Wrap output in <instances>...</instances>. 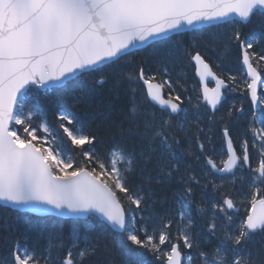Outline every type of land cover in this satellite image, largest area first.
I'll use <instances>...</instances> for the list:
<instances>
[{"label": "snow or ice", "instance_id": "obj_1", "mask_svg": "<svg viewBox=\"0 0 264 264\" xmlns=\"http://www.w3.org/2000/svg\"><path fill=\"white\" fill-rule=\"evenodd\" d=\"M253 21L255 30L245 35L239 25ZM225 25L230 31H221ZM189 31L194 35L185 43L182 37ZM221 40L225 55L233 45L239 49L251 78V103L264 105L257 91L258 84L264 85L257 68L264 70V0H0V202L67 221L42 227L48 243L40 252L14 240L0 254V264H86L107 253L116 235L123 237L121 247L130 242L159 264H264V188L255 187L264 184V128L252 129L253 147L257 138L261 142L258 165L252 167L248 141L238 154L227 124L222 130L226 148L220 153L206 147L212 138L201 127L205 117L210 125L215 122L222 89L234 90L216 77L199 50L207 41ZM134 49L152 55L163 51L173 65L187 57L202 82L215 79V88L203 87L204 104L198 97L192 105L195 119L185 106L192 98L173 95L168 79L153 83L157 73L149 75L143 63L131 61ZM122 65L134 70L126 72ZM158 72L166 77L167 66ZM81 77L91 83L74 100L87 104L110 85L115 100L126 97L124 116L86 131L71 114L59 111L64 137L58 138L43 115L39 94L63 90ZM229 79L234 83L236 77ZM138 83L146 86L141 98ZM232 115L229 108L227 116ZM38 117L41 122L33 126ZM259 122L264 125V118ZM193 125L196 132L189 136ZM101 132L116 141L107 158L96 147ZM64 139L80 149L81 160L66 154ZM244 169L255 191L250 201H238L250 207L236 222L229 210L238 211L237 203L225 185H234L237 170ZM134 178L138 182L130 183ZM257 234L260 241L253 239Z\"/></svg>", "mask_w": 264, "mask_h": 264}, {"label": "trees", "instance_id": "obj_2", "mask_svg": "<svg viewBox=\"0 0 264 264\" xmlns=\"http://www.w3.org/2000/svg\"><path fill=\"white\" fill-rule=\"evenodd\" d=\"M256 21H253L252 24L248 25H239L242 32L245 35H251L256 28ZM231 26L225 25L221 31L228 32L230 31ZM215 31V30H213ZM193 33L189 31L185 36L182 37L185 43H188L193 38ZM200 36L199 33L195 34ZM224 41L212 42L207 41L206 44H202L199 49L201 53L211 61V57H218L224 55ZM257 52H260V48L257 47ZM146 58V59H145ZM133 64L143 63L146 70L149 71V75L152 73H157L156 79L163 82L164 79H168L172 84V94L175 95L177 92L182 95V97H189L191 93H194L199 97L198 92V81L195 79L194 67L192 62L188 60L187 57L183 59L179 64L173 65L167 61L166 55L163 51L152 55L148 50H135L130 57ZM226 59L229 63L226 64ZM225 62L222 63L220 60L213 63L214 68L230 83L233 84L234 91L229 93L227 100L222 104L221 108L216 112L215 122L211 125L209 124L208 119L205 117L201 121V127L204 129V133H207L211 136L212 142L215 143L214 148L216 153H220L224 149V140L222 137V129L225 124L230 128L231 135L240 150V140H247L253 165L258 163L260 159L259 152L261 149V142L257 138L255 147H253V132L252 129H261L264 128L259 121L261 118H264V105L259 111H254L252 104L249 100L247 82H242L241 76V67L240 64V51L233 45L232 51L230 54L225 56ZM235 66L232 68L233 74L229 71L222 69L221 65ZM167 66L168 74L163 76L158 72V69ZM123 70L126 72H131L134 69L126 65H122ZM260 68L263 77L264 70L262 66H257ZM104 71H108L104 69ZM232 74V76H231ZM236 77L235 82L233 83L229 77ZM91 80L89 78L81 77L76 81H69L65 89L53 91L48 94L40 93V105L44 117L47 119V123L51 129L58 135L59 138L64 137L63 130L59 128L60 121L57 120V113L59 111H65L71 114L78 124H82L86 131L92 130L95 131L98 126L106 123L107 120H119L124 116L125 109L127 107L126 97H123L121 100H115L110 92V85H105L96 92L95 95L90 97L87 104H82L73 99L74 96H79L81 89L86 88L90 85ZM135 87L139 90L138 95L142 96L144 93L142 83H138ZM166 92L169 93L170 89L168 85H165ZM261 94L264 95V88L261 90ZM195 97V96H194ZM141 98V97H140ZM192 105H195L194 102L191 103V106H188L187 99H185V106L189 107L192 110V119H195V114H193ZM234 106V107H233ZM147 107L152 109V105L148 104ZM229 108L233 109V115L231 118L227 116ZM243 109V111H240ZM156 111L157 115H160V110L158 108L153 109ZM256 116V121H253V115ZM224 117V119H220ZM38 124L41 122L40 118H36ZM175 123V121H174ZM209 127H211V134L208 132ZM196 132L195 125H193L191 131H189V136H194ZM204 133H201L203 138ZM101 142L97 144V149L102 156L107 158L109 150L113 147V144L116 142L109 133L101 132ZM118 139V137L116 138ZM195 142V141H193ZM63 144L66 150V154L70 155L74 160L79 161L82 159L80 154V149L75 148L70 144V141L67 139L63 140ZM87 147V146H85ZM206 147H212L206 145ZM224 157V156H223ZM222 157V158H223ZM220 157H217L219 159ZM255 162V163H254ZM75 167V164H74ZM138 178H134L130 183H137ZM255 187L264 188V184H259ZM255 187L250 186V181H241L234 188H226L225 191L232 193L233 198L238 201H250L251 193L255 191ZM198 190V189H197ZM198 193V192H197ZM221 198L220 193H217ZM200 195L197 196V201L199 202ZM209 198L211 199V189H209ZM241 204V212L245 216L247 214V209L245 207H250V203H239ZM134 207V206H133ZM158 211L161 209L158 208ZM196 211H193V215L196 218L197 223L200 222V216ZM54 220H61L67 222L66 219L58 218L53 216L51 219H44L42 216H36L27 212H19L11 208H6L0 205V250L4 253L7 252V249L14 240H19L22 245L28 246V244H35L36 251H42L47 243L48 238L47 234L42 232L41 229L47 224L53 223ZM5 221L7 222V230L4 228ZM151 230V225L149 226ZM67 236V232H65ZM7 240V243H6ZM37 241V242H36ZM123 237L116 235L114 239L109 243V251L107 253H101L98 256L91 257L86 264H122L124 257H130L132 260H136V263L143 262L146 264H157L159 263L151 254L145 249L136 248L130 244V242H124L123 247H121V242ZM122 252L124 253L122 255ZM1 253V254H4Z\"/></svg>", "mask_w": 264, "mask_h": 264}, {"label": "rangeland", "instance_id": "obj_3", "mask_svg": "<svg viewBox=\"0 0 264 264\" xmlns=\"http://www.w3.org/2000/svg\"><path fill=\"white\" fill-rule=\"evenodd\" d=\"M224 54V53H223ZM225 54L224 55H221L220 57H218L219 58V60L222 62V63H224L225 61ZM211 60L213 61V62H218L219 60L217 59V57H215V56H212L211 57ZM230 61V60H229ZM229 61H227V59H226V64L227 63H229ZM221 67H222V69H224L225 71H229L230 73H232L233 74V71L234 70H231L232 68H235V66H228V65H221ZM232 74H231V76H232ZM241 76H242V82H244V83H248V78H247V75H246V71L244 70V69H241ZM143 90V89H142ZM33 91H35L34 89H33ZM232 92H234V91H229V93H232ZM201 111H203V109H201ZM36 124H38V122H37V120H36V123L33 125V126H36ZM52 133H53V135L54 136H56V137H58V135L52 130ZM210 134H211V132H210ZM51 138V137H50ZM59 138V137H58ZM240 140V143L241 142H243L244 140L243 139H239ZM210 146H212V148H218L217 146H215V143L214 142H212L211 143V145ZM217 158V157H216ZM237 179H236V181H235V184L233 185L232 183H227L226 185H225V187L226 188H229V190H230V188H234L235 186H236V184H238L239 182H241V181H251V175H250V173H249V171L247 170V169H244L242 172L240 171V170H237ZM225 178V180H229L230 179V177L229 176H227V177H224ZM217 183H219V179H217ZM215 199H217V200H219V199H221L220 197H219V195H216L215 196ZM239 205V207L241 208V204H238ZM246 209H248L247 207H245ZM208 213L207 212H205V215H207ZM229 214H232V215H234V220L236 221V222H238L241 218H244L245 216L243 215V214H241V213H239V214H234V213H232V212H229ZM253 239H254V241H260L261 240V236H255V237H253ZM37 242V241H36ZM257 245H259V247H260V244L259 243H256ZM11 245V244H10ZM10 245H8V246H10ZM29 249H35L36 250V246H35V244H32V245H30V244H28V246H27ZM1 253H4L2 250H0V254ZM5 254V253H4ZM125 260H128V261H130L131 262V264H146V263H143V262H138V263H136V260H132L130 257H124V259H123V261H122V264H124V261ZM157 264H159V263H157ZM185 264H187V261L185 260Z\"/></svg>", "mask_w": 264, "mask_h": 264}, {"label": "water", "instance_id": "obj_4", "mask_svg": "<svg viewBox=\"0 0 264 264\" xmlns=\"http://www.w3.org/2000/svg\"><path fill=\"white\" fill-rule=\"evenodd\" d=\"M206 62V61H205ZM207 63V62H206ZM209 67H210V65H209ZM244 67H245V69H246V66L244 65ZM211 68V67H210ZM212 70V69H211ZM213 71V70H212ZM246 71H247V69H246ZM196 75H197V77L200 79V76H199V74H198V72H197V68H196ZM215 75H216V77H218L217 76V74L215 73ZM219 78V77H218ZM250 78V77H249ZM251 79V78H250ZM209 81H212V82H215V79L214 78H212V77H208L205 81H201V79H200V83H201V91H202V95H203V87H204V85L206 84L207 85V87L209 88V89H212L209 85H208V83H209ZM251 82V81H250ZM153 83H157V82H153ZM216 87V83H215V86L213 87V88H215ZM260 87H261V84H258L257 85V91H258V98H259V89H260ZM222 92H223V89H222ZM163 95H164V93H163ZM249 95H250V91H249ZM225 99V95H223V99H222V101H221V103L223 102V100ZM250 99H251V96H250ZM221 105V104H220ZM220 105H218V108H219V106ZM254 106V105H253ZM210 107V106H209ZM261 108V105H259L258 107L257 106H254V109L255 110H258V109H260ZM233 144H234V142H233ZM234 147H235V144H234ZM235 149H236V147H235ZM237 151V150H236ZM221 175H227V174H221ZM3 203L4 202H0V204H2L3 205ZM19 211H26V210H19ZM27 212H30V211H27ZM30 213H32V214H35V215H39V216H42V214H39V213H34V212H30ZM182 263H183V261H182Z\"/></svg>", "mask_w": 264, "mask_h": 264}, {"label": "bare ground", "instance_id": "obj_5", "mask_svg": "<svg viewBox=\"0 0 264 264\" xmlns=\"http://www.w3.org/2000/svg\"><path fill=\"white\" fill-rule=\"evenodd\" d=\"M140 97H141V95L140 96L138 95V98H140ZM249 247H253V245H249ZM255 247L259 248V245L255 244Z\"/></svg>", "mask_w": 264, "mask_h": 264}, {"label": "flooded vegetation", "instance_id": "obj_6", "mask_svg": "<svg viewBox=\"0 0 264 264\" xmlns=\"http://www.w3.org/2000/svg\"><path fill=\"white\" fill-rule=\"evenodd\" d=\"M197 192L200 193V190L198 189Z\"/></svg>", "mask_w": 264, "mask_h": 264}]
</instances>
